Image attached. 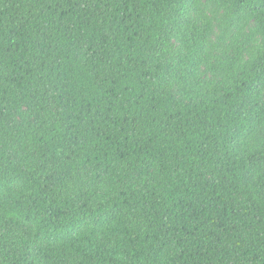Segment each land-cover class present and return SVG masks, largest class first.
Instances as JSON below:
<instances>
[{"label": "trees", "instance_id": "obj_1", "mask_svg": "<svg viewBox=\"0 0 264 264\" xmlns=\"http://www.w3.org/2000/svg\"><path fill=\"white\" fill-rule=\"evenodd\" d=\"M0 264H264V0H0Z\"/></svg>", "mask_w": 264, "mask_h": 264}, {"label": "rangeland", "instance_id": "obj_2", "mask_svg": "<svg viewBox=\"0 0 264 264\" xmlns=\"http://www.w3.org/2000/svg\"><path fill=\"white\" fill-rule=\"evenodd\" d=\"M206 0H203V3H205ZM215 45L213 47V53L214 57H217L222 54L224 48L228 45V42H222V41H217V39H214ZM205 77H207L208 80L216 79V76L213 75L212 71L210 69H205ZM218 73V71H217ZM26 109V108H25ZM23 109V110H25Z\"/></svg>", "mask_w": 264, "mask_h": 264}]
</instances>
